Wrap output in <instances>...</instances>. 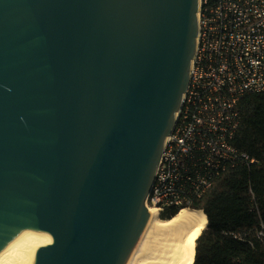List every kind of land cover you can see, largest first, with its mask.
Listing matches in <instances>:
<instances>
[{"label":"water","instance_id":"1","mask_svg":"<svg viewBox=\"0 0 264 264\" xmlns=\"http://www.w3.org/2000/svg\"><path fill=\"white\" fill-rule=\"evenodd\" d=\"M201 0H0V252L127 264L197 53Z\"/></svg>","mask_w":264,"mask_h":264},{"label":"built area","instance_id":"2","mask_svg":"<svg viewBox=\"0 0 264 264\" xmlns=\"http://www.w3.org/2000/svg\"><path fill=\"white\" fill-rule=\"evenodd\" d=\"M264 92V0H201L197 53L146 206L159 217L201 200L228 169L257 163L234 146L244 97Z\"/></svg>","mask_w":264,"mask_h":264},{"label":"trees","instance_id":"3","mask_svg":"<svg viewBox=\"0 0 264 264\" xmlns=\"http://www.w3.org/2000/svg\"><path fill=\"white\" fill-rule=\"evenodd\" d=\"M239 110L242 120L233 144L257 163L228 169L189 207L208 217L196 241L194 264H264V92L244 97Z\"/></svg>","mask_w":264,"mask_h":264},{"label":"bare ground","instance_id":"4","mask_svg":"<svg viewBox=\"0 0 264 264\" xmlns=\"http://www.w3.org/2000/svg\"><path fill=\"white\" fill-rule=\"evenodd\" d=\"M149 220L127 264H194L196 241L208 225L203 210L181 208L171 219H161L148 205ZM46 241L43 231L18 235L0 252V264H35L36 250Z\"/></svg>","mask_w":264,"mask_h":264}]
</instances>
